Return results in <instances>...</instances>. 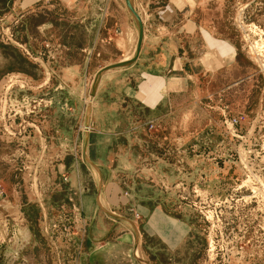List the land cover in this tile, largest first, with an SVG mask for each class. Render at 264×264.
<instances>
[{
	"label": "rangeland",
	"instance_id": "374dc122",
	"mask_svg": "<svg viewBox=\"0 0 264 264\" xmlns=\"http://www.w3.org/2000/svg\"><path fill=\"white\" fill-rule=\"evenodd\" d=\"M4 7L0 26L10 28L16 39L7 50L0 43V187L5 191L0 213L18 203L23 215L11 235L0 223V264H264V71L250 51L254 42L264 43V7L251 21L256 32L248 40L236 30L240 60L247 67L206 79L207 96L190 106L191 121H176L169 133L161 125L150 132L152 143L161 145L160 153H166L168 144L175 145L177 166L184 156L199 161V182L179 179L169 187V195L160 187L151 188L150 180L144 187L157 197L150 206L159 202L170 216L194 226L181 248L169 255L142 231L136 213L135 206L146 201L135 195L142 168L133 170L131 177L119 173L110 180L105 169L95 166L90 135L79 131L93 80L74 121L73 89L60 82L62 61L50 66L38 62L46 40L26 47L19 24L3 19ZM219 97L233 113L254 117L259 112L262 117L255 120L256 132L246 142L256 146L248 157L254 177L250 175L252 185L241 194L235 190L246 173L237 159L227 158V141L218 131ZM112 110L121 109L115 103ZM126 111L137 110L130 104ZM182 181L221 203L219 221H205L171 191ZM96 194L101 208L89 216L82 200ZM111 195L114 207L109 208L106 198ZM205 207V212L218 211L213 203Z\"/></svg>",
	"mask_w": 264,
	"mask_h": 264
},
{
	"label": "crops",
	"instance_id": "0c3cea01",
	"mask_svg": "<svg viewBox=\"0 0 264 264\" xmlns=\"http://www.w3.org/2000/svg\"><path fill=\"white\" fill-rule=\"evenodd\" d=\"M130 2L140 27L127 0H0V9L5 6L7 11L3 19L19 24L29 49L49 38L65 47L60 82L73 89L74 121L95 74L135 57L133 63L102 74L88 118L89 148L95 166L105 169L110 180L119 173L131 177L133 170L142 168L135 195L146 201L135 206L136 213L142 231L169 255L181 248L194 226L170 216L159 202L150 206L157 197L144 187L150 180L151 188L168 194L179 179L199 182V161L184 156L177 166L175 145L168 144L166 153H160L161 145L150 139L155 129L148 131L147 125L166 126L169 133L176 121H191L190 106L207 96L206 79L247 66L240 60L238 34L231 22L235 0ZM1 46L9 49V44ZM115 103L121 110H112ZM130 104L135 113L126 111ZM82 122L86 124V111ZM98 197H83L87 215L95 216L101 208ZM106 199L111 208L113 195Z\"/></svg>",
	"mask_w": 264,
	"mask_h": 264
},
{
	"label": "built area",
	"instance_id": "2783aa9c",
	"mask_svg": "<svg viewBox=\"0 0 264 264\" xmlns=\"http://www.w3.org/2000/svg\"><path fill=\"white\" fill-rule=\"evenodd\" d=\"M264 7V0H235L234 3V14L231 18V22L236 30L241 31L245 34L246 37H249L251 34L250 28L251 21L254 18L256 13H260ZM253 24V23H252ZM246 30H245V29ZM7 33L4 32L0 26V41L4 44L13 43V40L16 39L14 37V33L11 32L10 28L6 29ZM65 51V47L57 40H46L43 42L41 52L37 55L38 62H44L48 66L55 65L60 60H62L63 53ZM26 54L29 53L26 49H24ZM93 100L87 99L85 101V105L92 104ZM217 107L219 114L221 116L220 123L218 125L219 133L224 137L225 141H227L226 146L228 147L229 155L227 158L237 159L240 163V166L245 171V180L238 186L235 190L236 192L242 190L244 187L250 186L251 179L254 175L251 173V161H248V157H250L255 151V144L248 145L246 144L247 139L253 133L256 132L255 120L261 119V113H255L254 117L245 113H233L229 106L224 102L223 97H219L217 101ZM79 131L84 133H90L91 127L90 125L87 127L85 125H80ZM150 129L157 128V125H153L152 123L149 125ZM226 146H223L226 148ZM46 148H44V151ZM263 150V149H262ZM251 174V176H250ZM253 189V188H252ZM172 192L181 198L183 201H188L190 207L193 208L195 212L198 213L205 221L214 223V219L219 221V216L221 215L219 201H214L213 199H209L208 195L201 191L196 185L189 186L184 181L175 185L172 189ZM256 193V192H255ZM238 194H241L239 192ZM5 196V191L0 187V197ZM206 202L213 203L215 209L214 213L205 212V204ZM21 205L16 203L15 205L8 207L5 209L6 212L0 213V223L7 225V230L12 234L14 228L19 224V221L22 217V212L20 210ZM191 208V209H192ZM211 217V219H209ZM211 242V241H210ZM213 243L211 242V245ZM213 246V245H212ZM211 247V246H210ZM210 251H213V247Z\"/></svg>",
	"mask_w": 264,
	"mask_h": 264
},
{
	"label": "water",
	"instance_id": "95a60500",
	"mask_svg": "<svg viewBox=\"0 0 264 264\" xmlns=\"http://www.w3.org/2000/svg\"><path fill=\"white\" fill-rule=\"evenodd\" d=\"M127 4H128V8L130 9V11L132 12V14L136 18V20H137V22L139 24V27H140V19H139L138 15L136 14V12L134 11V9H133V7L131 5L130 0H127ZM138 48H137V50H138ZM134 60H135V57L133 59L129 60V61H124V62L115 64V65H111V66H108V67H105V68L99 70L95 74V76L93 78L92 89H91V91L89 93L90 100H93L94 99V94L96 93V89L98 87V85H97L98 80H100V78H101V76H102V74L104 72H106L107 70H110L112 68H119V67H123V66L129 65V64L133 63ZM90 108H91V104H88L87 105V108H86L87 109L86 110L87 112H86V124H85V126H87V127L89 126V124H88V118H89V110H90ZM85 134H86V137H87L89 133H85Z\"/></svg>",
	"mask_w": 264,
	"mask_h": 264
},
{
	"label": "bare ground",
	"instance_id": "6f19581e",
	"mask_svg": "<svg viewBox=\"0 0 264 264\" xmlns=\"http://www.w3.org/2000/svg\"><path fill=\"white\" fill-rule=\"evenodd\" d=\"M255 29L254 28H250V31L255 34V32H256ZM248 39L249 38H247V40ZM250 51H251V53H253L255 55V57H256L255 60L258 61V63L260 64V67L264 71V43H263V41H261V42L259 41V43L257 41V42H254L253 44H251ZM249 188H251V187H249ZM263 189H262V191H263ZM250 190H252V189H250ZM253 190H255V188H253ZM257 191H258V189L256 191H254V192H257ZM261 193L262 192H260L259 194H261ZM257 196H259V195H257Z\"/></svg>",
	"mask_w": 264,
	"mask_h": 264
}]
</instances>
